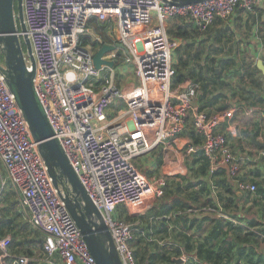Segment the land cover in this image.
Returning <instances> with one entry per match:
<instances>
[{"label": "built area", "instance_id": "2783aa9c", "mask_svg": "<svg viewBox=\"0 0 264 264\" xmlns=\"http://www.w3.org/2000/svg\"><path fill=\"white\" fill-rule=\"evenodd\" d=\"M262 4L264 0H206L189 5L161 0H23L26 32L36 60L37 95L54 136L108 224L123 264H138L132 246L136 229L116 215L117 209L127 205L137 212L141 199L162 197L167 186L165 176L149 177L136 159L156 148H175L192 115L201 141L185 146L187 152H203L210 174L226 168L235 177L242 166L220 127L234 117L236 106L208 113L195 107L198 82L174 86L175 44L166 22L182 18L205 31L218 19L229 20L238 10L252 11ZM93 19L112 23L107 30L112 42L106 43L121 42L129 51L120 53L117 48L103 58L115 60L121 68L132 64L137 83L124 88L116 79L115 66L96 67L95 50L81 43V36L90 34ZM27 64L33 70L29 57ZM0 162L6 170L0 191L11 185L18 193L31 226L45 234L44 250L50 261L57 257L62 264H97L1 69ZM237 184L242 192L256 193L254 183ZM217 209L221 215V207ZM9 243L8 237L0 239L7 255ZM29 262L28 256L21 255L12 264Z\"/></svg>", "mask_w": 264, "mask_h": 264}, {"label": "crops", "instance_id": "0c3cea01", "mask_svg": "<svg viewBox=\"0 0 264 264\" xmlns=\"http://www.w3.org/2000/svg\"><path fill=\"white\" fill-rule=\"evenodd\" d=\"M171 19L173 18H170V20ZM190 24L191 23L185 19H178V21H174V25L171 29H173L174 26H185L187 31L186 36L176 37L173 36L171 31L170 33L174 40L178 39L182 41L183 45L188 41V43L193 45L191 49H199L201 52L200 59H198L196 63L191 64V67L196 65V70L203 79L204 84L199 95L202 96V99L195 101V107L200 109L198 106L199 102L200 106L206 105L209 109H216L220 103L215 100V96L220 93L224 97L221 103L226 104L228 108L237 105L234 117L224 121L220 127L226 134L234 155L241 160V174L245 176H257V174L261 173L264 176V147L258 143L264 142V4L256 7L252 11L238 10L229 20L223 21L221 24H215L206 33L198 32L195 29L196 26ZM111 28L112 27L108 30V33ZM222 29H228L229 34L223 36L221 40H217L218 33ZM90 34L95 39L100 37L99 33L94 29V26H91ZM175 45H177L176 42ZM214 49H218L219 51H213ZM208 64L214 66L217 73H220V67H223L220 78H216L211 72L206 70ZM115 68L117 69L116 79L124 88L130 87L132 84L136 83L135 72L133 71L134 78H132L129 70L130 68L133 69V66L125 65L121 68L120 65H115ZM126 75H128V81H126ZM185 80L192 79L187 77ZM189 129H194L192 115L188 117L185 131L177 138L176 148H185L187 151L185 146L191 143L188 133ZM155 150H158L159 155L162 153L164 163V153L167 151L162 148H156L153 151ZM159 155L157 156V160ZM174 156L178 158V164L174 166V169H176L175 171H178L179 165L181 164V156L178 151L175 152ZM191 156L193 159L190 160L188 164L193 167L192 170L185 169L179 176L200 178L201 175L196 173L197 164L194 163L195 157L199 155L191 154ZM137 160H135V163ZM5 177L6 170L2 164V166H0V183ZM200 187V184H197L193 188L199 189ZM237 192L244 193L240 190ZM184 194L185 192L181 191L178 195L184 196ZM212 197H214L213 206L189 208L187 210V218L191 219L194 216L203 218L208 215L207 219H203L202 221L204 222L207 220V228H210L213 224L212 219L219 218L214 193ZM164 198L166 199V197ZM155 199L157 198L149 202L150 204L145 210H142L143 207L140 206L139 208L141 210L139 209L137 212H134V210H131L132 213L126 212L130 215V219H128L130 223L139 224V226L143 228L144 231H142L141 236L156 238L157 232H159V223L157 222V218L153 217V213L156 212L157 203L159 200H162V198ZM169 200L170 199H167L165 202L167 203ZM198 200L203 201L204 197L201 196ZM235 202L239 206V212L246 216V212L252 205V202L256 203L259 207L260 202L264 203V195L256 193L255 196H252V199L247 200H242L240 196L238 200L235 199ZM202 207H209L211 210L208 212H198L197 210ZM261 209L264 216V209ZM162 216L165 215H161L160 217ZM251 219L252 218H249V220ZM255 220L259 221L257 219ZM27 222H29V219ZM180 222L181 229L185 232V221L181 219ZM198 222H200V220ZM262 223H264V220H262ZM187 225H190V222H188ZM191 231L194 234L196 227L194 226ZM203 235L204 233H202L201 236ZM230 237L231 236L228 235L211 237L209 240L210 246H208L209 248L204 254L205 258L198 259L197 255H195L194 258L196 262H200L201 264H214L215 260H217V264L220 262L225 263L226 258H228V252L222 251L221 259H216V253L220 252L219 249L221 247L228 246V239ZM143 239L147 241L146 238L143 237ZM245 245L246 243L244 242H238L237 245L233 246V252L237 251L240 255L238 260L231 261L230 264H235L237 261L238 264H249L250 258L245 253H241L242 247ZM141 248L142 244L134 242V251H139V253H137L138 264H147V260L140 261L143 255ZM258 251L264 258V241L258 247ZM181 257L184 261L180 264H185L188 256L185 252H182ZM256 257L257 255H254L253 259Z\"/></svg>", "mask_w": 264, "mask_h": 264}, {"label": "trees", "instance_id": "16d2710c", "mask_svg": "<svg viewBox=\"0 0 264 264\" xmlns=\"http://www.w3.org/2000/svg\"><path fill=\"white\" fill-rule=\"evenodd\" d=\"M15 10L16 13L18 12L17 7V1L15 3ZM17 22L18 16H16ZM178 19L181 18H175L174 21H178ZM173 20V19H171ZM223 19H218L213 24H221ZM194 25V24H190ZM113 24L109 22H101V21H95L94 22V28L99 33L100 38H93L90 34H85L81 36V43L85 46H90L93 50H97L98 47L104 43V42H112L111 36L107 34V30L112 27ZM212 26V27H213ZM212 27L205 31H201L198 27H195V29L198 32L206 33L208 32ZM20 28V26H19ZM173 33V36L176 37H184L187 34V31L185 29V26H174L173 29L170 30ZM229 31L228 29L221 30L218 33V39L221 40L223 36L228 35ZM170 35V34H169ZM173 36L170 39L171 41H174ZM22 39V38H21ZM22 46L24 51L26 52V45L24 40L22 39ZM193 45L191 43H184L183 46H177L174 49V58H175V50H176V56H177V62L175 60V69L176 74L174 78V86H176L179 83L184 82V80L189 77L195 82H198L200 84V91L204 87L203 79L201 78L200 74L196 70V65L194 67H191L192 63H196L198 59L201 57V52L199 49L194 50L191 49ZM213 51H219L218 49H214ZM120 53H122V50H119ZM4 62V61H3ZM221 71L220 73H217L214 66L211 64H208L206 66V70L211 72L216 78H220L222 74V68L220 67ZM217 82V81H216ZM221 85V84H220ZM200 91L196 97V101L201 100L202 96L200 95ZM215 100L220 103V105L216 109H209L206 107V105H201L198 102L199 110H205L208 113H215L220 112L228 109L227 105L224 103H221L224 100L223 95L217 94L215 96ZM237 107V105H236ZM190 141L192 144H197L201 141V138L199 134L195 131V129H189L188 130ZM199 156L195 157L194 163L197 164L196 167V173L200 174L201 177L197 178L198 180L195 182H189L187 184H184L183 181L180 180H172L170 182L167 181V186L165 187V192L162 197H159L157 199L159 200L156 206V212L153 213V217L157 218V222L159 223V232L157 234H160L162 232H168L169 230V223L168 219L173 217L176 221L180 222L181 219H183L185 222V232L181 229V241L177 246L169 247H156L154 244H158L157 242H154L161 236H156V238H149L148 236H141L143 228L136 224L135 226V238L132 241V246L135 243L142 244L141 251H143L142 260H147V264H163L161 260H165V264H173L174 258L181 257L182 252H188L190 255V259L188 260L187 264H201L200 262H196L195 255H197L198 259H204L205 258V252L209 248V240L211 237H215L218 235H228L231 236L228 239V246H223L219 250L220 252L216 253V259H221L222 251L228 252L225 263L220 262L219 264H230L231 261L238 260L239 253L237 251L233 252V246L237 245L238 242H244L246 243L245 246L242 247L241 253H245L249 258V264H264V258L261 256L260 253H258V247L264 240V233L260 232L257 228L261 225L264 226L259 221L253 220L252 222L246 223L242 219H245V214H241L239 212V206L235 202V199H239V197H242V200H247L249 198H246V195L251 194L250 192H244V193H238V181H248L250 179H247L245 175L241 174V170L238 172V174L235 177H231L228 175V171L226 168H221L218 171H216L213 174H210V162L206 158V156L203 154V152L195 153ZM157 163L160 165L163 163V155L160 153ZM193 168V167H192ZM258 173V172H257ZM241 174V175H240ZM257 176L261 177L260 180H250L249 182L256 184V193L264 195V176L263 174L259 173ZM180 177V176H179ZM186 177H180L183 180ZM200 184L199 189L193 188L195 185ZM6 186L2 189V196L0 197V239L9 238L10 243L8 245V255L0 249V264H12L14 259L16 257H19L21 255H26L30 258L29 264H62L60 260L57 257L50 258L45 253L44 250V240H45V234L37 229H34L29 222H27V215L24 212V210L20 207V199L19 196L15 200H11L12 206L16 212V215L13 217L10 216L12 214V210L10 209L8 212L2 204L4 203V200L9 199V192L15 193L13 191L4 190ZM4 190V191H3ZM185 192L184 196L178 195L179 192ZM215 193V199L217 203V208L221 207V215H218V219H212L213 224L210 228H207L206 221H202L203 219H207L208 215L203 218H198L197 216H194L193 218L189 219L187 218L188 215V209L189 208H196L199 206H213L214 204V197H212V194ZM255 193V194H256ZM203 196L204 200L199 201L198 198ZM166 197V199L164 198ZM155 199V200H157ZM167 199H170L167 203L165 202ZM17 201V202H15ZM198 204V205H197ZM236 205L238 207V217H235L236 219L232 218L231 214L234 215L232 210H230V205ZM259 205H264L263 202H260ZM124 206H120L117 211L116 215L119 218L125 219L126 221L130 222L128 219H130V215H125ZM151 209V208H150ZM229 214H225V213ZM161 215H165L160 217ZM234 217V216H233ZM200 220V222H198ZM249 220V219H248ZM252 220V219H251ZM250 220V221H251ZM190 222V225H187V223ZM29 223V224H28ZM181 223V222H180ZM165 224V229L162 228V225ZM27 225H30V229L35 232L32 233L27 229ZM196 227V231L193 234L191 229L193 227ZM202 233H204L203 236ZM145 235V234H144ZM146 238V240L143 239ZM164 240V238L162 239ZM165 241V240H164ZM166 243V241H165ZM163 244V243H162ZM159 245V244H158ZM165 245V244H163ZM161 245V246H163ZM185 250V251H184ZM135 252V251H134ZM185 252V253H186ZM137 253L139 251L137 250L135 252L136 257ZM187 254V253H186ZM257 255L255 259H253V256ZM188 259V258H187ZM53 262V263H52ZM140 264V263H139ZM214 264H217V260H215ZM238 264V261L237 263Z\"/></svg>", "mask_w": 264, "mask_h": 264}, {"label": "water", "instance_id": "95a60500", "mask_svg": "<svg viewBox=\"0 0 264 264\" xmlns=\"http://www.w3.org/2000/svg\"><path fill=\"white\" fill-rule=\"evenodd\" d=\"M18 7V21L15 3ZM170 4L189 5L206 0H161ZM20 26V30H19ZM24 18L23 0H0V69L7 84L15 94L17 103L29 123L34 140L48 167L53 183L60 197L74 218L76 224L94 256L97 264H123L116 249L112 232L100 210L90 198L77 172L65 154L60 141L54 136L53 127L43 108L34 86L36 60L32 43L27 34ZM25 42L27 52L22 46ZM117 48L129 53L123 43H102L94 54V64L101 68L103 64L114 67L115 60L103 56ZM33 70H29L27 57ZM4 59V64L1 60ZM264 147V142H258ZM1 195V191H0ZM182 257L174 258L173 264L183 262Z\"/></svg>", "mask_w": 264, "mask_h": 264}, {"label": "rangeland", "instance_id": "374dc122", "mask_svg": "<svg viewBox=\"0 0 264 264\" xmlns=\"http://www.w3.org/2000/svg\"><path fill=\"white\" fill-rule=\"evenodd\" d=\"M174 19L175 18H173V20L168 19V21L166 22V28L168 29V33L171 36H172V34L170 33V29L174 25ZM95 21L96 20L93 19L91 21L92 24L90 23V25L94 26ZM172 42H173V45L176 42L177 45H175V47L183 46V42L178 40V39H175ZM26 52H27V50H26ZM122 52H124L123 49H122ZM2 60H4V59H2ZM175 60L177 62L176 50H175ZM129 66H133V65L130 64ZM129 70L131 72L132 78H134V75H133L134 74V72H133L134 66H133V69L130 68ZM129 75H130V73H129ZM127 76L128 75H126V81H128ZM135 79H136V77H135ZM136 83H137V79H136ZM177 151H178V153H180V156H181V164L179 165L178 171H175L176 169H174L175 168L174 166H176L178 164V158H176L174 156V154ZM158 155H159L158 150L152 151L148 154H145L144 156L139 157L138 160L136 159L137 162L135 164L139 165L138 166L139 169L141 171H143V173L145 172V174L148 175L149 177L165 176L167 178L168 182H170L172 180H181L182 178L179 177V174H181L185 169L192 170V167L188 164V162L190 160H192L193 158L191 156V153H188L185 148L179 149V148L175 147V148H172V149L168 150L167 152H165L164 153L165 160H164V163H162L161 165L157 164V156ZM0 166H2L1 162H0ZM246 178L250 179V180H260L261 179L260 176L259 177L258 176H246ZM197 180H198L197 177H188V178H184L183 182H184V184H187L189 182H195ZM250 180H248V181H250ZM4 190H9V191L15 192V193L9 192V199L4 200V203L2 204V206L4 207V209H6L7 212L10 209L12 210V214H10V216L13 217L14 215H16V212L12 206L13 203L10 201L17 199L16 196L18 197V193L15 190H13V187L11 185L6 186V188ZM13 194L16 196H14ZM214 195L216 196L215 193H214ZM1 196H2V194L0 195V197ZM250 196H251V194H248V195H246V198L252 199V196H255V194H252L251 197ZM153 200H154V197H146V198L141 199L140 201H142V202H140V204H141L140 206L143 207L142 210H145V208L150 204L149 202H151ZM15 202H17V201H15ZM123 206L126 208L125 209L126 212L132 213V211H131L132 208H129L127 205H123ZM260 207L264 209V205H260ZM260 207L256 203L252 202V205L248 208V211L246 212L245 219H242V220L246 223H249V222H252L253 220L257 219V220H260V222L262 223V220H264V216H263L262 209ZM229 208H230V210H232L234 215L233 214L229 215L225 212L224 213L231 216L232 218L236 219L235 217L239 216L238 215V207H236V205L232 204L229 206ZM125 215H127V213ZM249 218H252V220L251 221L248 220ZM168 223H169L168 232H162L160 234H157V236H161L162 238L159 237L157 240H155L154 242H157L159 245L154 244V246H156V247H165V246L173 247V246H177V244L180 243L181 238H182V236H181V223L176 221L173 217L168 219ZM262 224H264V223H262ZM29 226L30 225L26 226L27 229L29 231H31L32 233H35L30 229ZM162 228L165 229V224L162 225ZM257 229L260 232L264 233V226L263 225L259 226ZM163 238L166 241V243L164 240H162ZM162 243L165 245H163ZM161 245H163V246H161ZM186 253H187L186 255L188 256V259H187V261H185V264H187V262L190 258V255L188 254V252H186ZM161 262L163 264L166 263L165 260H161Z\"/></svg>", "mask_w": 264, "mask_h": 264}, {"label": "bare ground", "instance_id": "6f19581e", "mask_svg": "<svg viewBox=\"0 0 264 264\" xmlns=\"http://www.w3.org/2000/svg\"><path fill=\"white\" fill-rule=\"evenodd\" d=\"M16 16H17V13H16ZM168 30V29H167ZM169 34V33H168ZM170 36V35H169ZM27 50V49H26ZM187 81V80H184V82ZM183 83V82H182ZM14 93V92H13ZM74 168V167H73ZM106 222V221H105Z\"/></svg>", "mask_w": 264, "mask_h": 264}, {"label": "clouds", "instance_id": "9594fccd", "mask_svg": "<svg viewBox=\"0 0 264 264\" xmlns=\"http://www.w3.org/2000/svg\"><path fill=\"white\" fill-rule=\"evenodd\" d=\"M19 30H20V28H19ZM22 38V37H21ZM26 56H27V54H26Z\"/></svg>", "mask_w": 264, "mask_h": 264}]
</instances>
